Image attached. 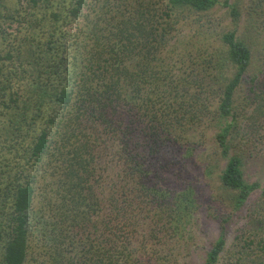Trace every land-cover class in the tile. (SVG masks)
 <instances>
[{"label":"trees","instance_id":"16d2710c","mask_svg":"<svg viewBox=\"0 0 264 264\" xmlns=\"http://www.w3.org/2000/svg\"><path fill=\"white\" fill-rule=\"evenodd\" d=\"M27 2L37 10L50 0ZM220 4L235 23L220 46L206 48L191 71L160 66L183 11ZM244 11L228 0H73L66 14L34 22L68 20L60 46L36 43L22 60L0 56L21 61L7 76L0 65L9 153L36 128L42 106L49 113L29 146L0 156V264H170L193 191L166 188L162 171L203 145L211 125L232 207L259 189L264 197L244 171L260 158L264 127V0H248ZM239 131L246 143L236 142ZM225 245L222 232L204 264H218Z\"/></svg>","mask_w":264,"mask_h":264},{"label":"rangeland","instance_id":"374dc122","mask_svg":"<svg viewBox=\"0 0 264 264\" xmlns=\"http://www.w3.org/2000/svg\"><path fill=\"white\" fill-rule=\"evenodd\" d=\"M28 0H0V56L11 53L15 58L26 59L30 49L36 43H51L60 46L66 41L65 27L68 20H60L58 24L50 26H35L36 19L49 16L54 10L63 15L71 7L73 0H50L46 8L32 9ZM159 1L162 6L166 0ZM224 2L225 0H221ZM231 3L239 2L241 10L248 5V0H228ZM245 12V11H244ZM177 35L170 41L163 59H159L160 66L172 69L173 72L191 71L195 61H200L206 48L214 51L220 46L219 35L235 25L228 8L216 6L207 13H197L184 10ZM246 14H243L239 23L240 31L247 29ZM55 27V28H54ZM36 37L34 44L33 36ZM33 47V48H32ZM192 50L194 56H189ZM163 61V64H160ZM21 61L0 60L6 76L15 73ZM15 88H18L16 83ZM244 92L237 93V98L243 100ZM8 98V97H7ZM48 106H42L38 113L36 128L25 132V138L20 141L14 151L9 153L11 141L6 140L8 135H0V156L12 158L17 148L25 149L34 140L42 123L47 120ZM254 105L247 109L250 111ZM0 122L2 120L0 119ZM217 129L211 125L206 131L203 145L193 151L184 153L177 159H172L162 171L163 185L166 188L184 189L193 191L192 207L189 217L182 223L185 237L174 244L175 254L170 264H204L208 252L224 232L226 245L220 255L218 264H264V197L261 190H256L240 209H234L229 195L232 193L222 186L220 175L226 166L227 160L221 157L218 147L214 143ZM237 143H246V133H237ZM5 138V141H4ZM258 142L255 144L259 157L255 161L246 162L245 176L249 182L260 181L264 186V127L259 131ZM202 142V141H201ZM1 143H4L3 145ZM255 163V164H253ZM11 167L15 166V162ZM18 169H16L17 171ZM3 177L0 178L2 187ZM11 211V204L10 209ZM7 224V223H5ZM7 229V227H5ZM5 237V235L3 236ZM0 242V255L3 244ZM1 257V256H0Z\"/></svg>","mask_w":264,"mask_h":264}]
</instances>
